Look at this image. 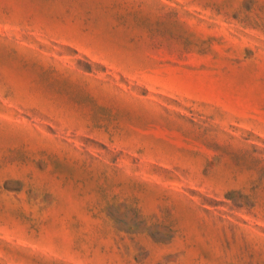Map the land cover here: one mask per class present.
Returning <instances> with one entry per match:
<instances>
[{"label": "rangeland", "instance_id": "obj_1", "mask_svg": "<svg viewBox=\"0 0 264 264\" xmlns=\"http://www.w3.org/2000/svg\"><path fill=\"white\" fill-rule=\"evenodd\" d=\"M0 264H264V0H0Z\"/></svg>", "mask_w": 264, "mask_h": 264}]
</instances>
